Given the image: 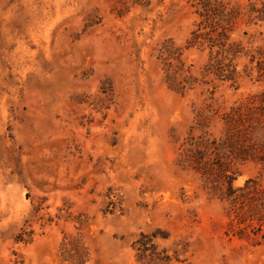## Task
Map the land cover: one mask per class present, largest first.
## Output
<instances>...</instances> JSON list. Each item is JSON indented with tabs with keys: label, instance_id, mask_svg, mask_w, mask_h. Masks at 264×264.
<instances>
[{
	"label": "rangeland",
	"instance_id": "obj_1",
	"mask_svg": "<svg viewBox=\"0 0 264 264\" xmlns=\"http://www.w3.org/2000/svg\"><path fill=\"white\" fill-rule=\"evenodd\" d=\"M194 1L0 0V264H68L64 237L86 264H144L134 243L154 233L170 264H264V208L231 213L179 166L192 127L220 137L222 115L264 92L204 75L207 52L186 49ZM246 21L234 37L258 45L264 21ZM168 40L197 79L184 94L158 60ZM260 155L236 188L264 190Z\"/></svg>",
	"mask_w": 264,
	"mask_h": 264
},
{
	"label": "trees",
	"instance_id": "obj_2",
	"mask_svg": "<svg viewBox=\"0 0 264 264\" xmlns=\"http://www.w3.org/2000/svg\"><path fill=\"white\" fill-rule=\"evenodd\" d=\"M259 6L250 2L246 12L225 0H196L193 3L197 21L187 41L186 49L198 48L207 52L204 75L237 85L241 78L264 81V36L259 33L260 43L251 36L244 42L235 38L238 23L247 17L246 26L264 21V2ZM244 36H248L245 31ZM182 49L171 40L165 41L159 49L168 88L184 94L197 83L190 69L182 61ZM224 132L214 137L199 123L201 134H194L192 127L179 156V166L198 174L204 188L212 197L226 203L230 212L237 205H256L264 208V190L259 189L254 180H248L244 187H235L238 176L236 166L250 161L262 162L264 154V92L249 96L245 101L232 106L221 117ZM198 125V126H199ZM253 184V185H252ZM244 222V220H243ZM157 233L141 234L134 243L138 260L144 264H170L172 257L165 250H159L154 243ZM63 261L68 264H86L89 252L80 237L67 238L60 247Z\"/></svg>",
	"mask_w": 264,
	"mask_h": 264
}]
</instances>
